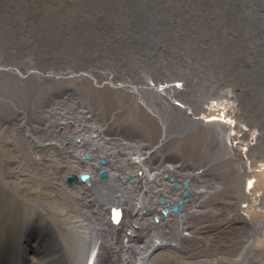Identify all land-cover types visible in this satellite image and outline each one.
I'll list each match as a JSON object with an SVG mask.
<instances>
[{"label":"bare ground","instance_id":"6f19581e","mask_svg":"<svg viewBox=\"0 0 264 264\" xmlns=\"http://www.w3.org/2000/svg\"><path fill=\"white\" fill-rule=\"evenodd\" d=\"M79 1L81 6L67 13L74 29L72 43L64 47L56 33L42 36L41 27L22 25L19 29L27 33L13 44L17 49L24 46L25 56H36L39 63L31 58H26L31 65L6 63L0 51V77L11 90L19 86L34 106L32 127L20 110L25 103L10 111L2 124L11 162L0 150V264H147L168 241L178 246L181 258L191 260L192 252L203 246L186 241L219 236L231 242L222 249L221 264H249L251 244L260 246L256 243L264 239V190L257 186V180L264 183V166H254L249 157L259 152L264 157V142L259 144L257 132L239 127L237 120H245L249 108L257 114L260 131L264 128V0ZM6 10L10 17L26 15L14 14L11 6ZM1 29L10 36L16 31L6 24ZM87 57L93 59L90 68L83 65ZM228 67L235 74L227 73ZM201 68L213 84L211 76L218 73L219 80L240 83L238 105L215 100L216 86L202 77L194 80ZM8 70L32 78L25 83ZM108 84L127 90L131 116L107 120L106 111L94 108L90 100L96 95L86 88L100 92ZM246 92L251 93L244 99ZM230 93L227 89L225 95ZM6 99L19 103L11 93ZM139 113L155 117L157 136L145 125L134 124ZM241 133L249 142L242 143ZM173 135L179 138L173 142L176 148L185 149L173 151L174 163L186 169L175 173L171 185L160 175L176 169L164 160V142ZM89 154L94 159L85 162ZM102 157L110 164L105 160L102 165ZM6 167L20 177L32 173L55 184L59 197L43 201L23 196L10 186L12 173ZM200 169L205 179L188 192L221 193L212 204L204 197L198 202L204 201L208 212L228 211L222 220L228 224L236 218L241 225L237 230L184 227L192 220H211L206 211H182L177 219L174 213H157L181 200L184 204V183L193 184ZM104 170L109 177L99 185ZM85 172L90 178L83 181ZM138 174L134 186L122 181L124 175ZM98 189L101 196L94 194ZM161 198L170 205L155 202ZM154 216L158 223L150 221Z\"/></svg>","mask_w":264,"mask_h":264},{"label":"rangeland","instance_id":"374dc122","mask_svg":"<svg viewBox=\"0 0 264 264\" xmlns=\"http://www.w3.org/2000/svg\"><path fill=\"white\" fill-rule=\"evenodd\" d=\"M8 3H6L3 0H0V2L4 5H6L4 8L0 7V11L5 9L4 14H0V24L3 26V24H6L8 26H14L16 27V31L13 33L12 36H10L7 32H3L1 29L0 25V33L2 34V39H0V51L2 53V58L5 60H2L3 62H8V63H21L23 62L24 66L26 65H31V60L34 63H39L38 59L36 56L31 57V56H25V48L24 46L21 47V49L15 48L13 42L14 41H19L20 37L24 34L27 33L26 31H22L19 29V26H29L30 28L39 26L42 29V36L47 34L48 36L52 35L53 33H56L58 37L61 39L62 45L65 47L67 43H72V39L74 37V29L72 31L71 29V22L72 18L70 14H67L68 11H71V8H78V6H81V3L79 0H37L36 2H30V0H6ZM31 4H29V3ZM56 6L57 11L55 10V7L52 5ZM10 6L16 10L14 14L18 13H25L26 15L23 18H14L10 17V12L6 10V7ZM51 7L52 10H48L47 8ZM67 10V11H66ZM37 40L40 38L35 36ZM207 40L210 42V39L207 38ZM38 50L42 52V54H45V51L42 50L40 46H38ZM56 50V49H54ZM69 56H73V53L71 50L66 48L65 50ZM22 58V59H21ZM26 58H31L26 59ZM181 58H178V63H183L180 61ZM79 61V60H78ZM44 62V61H42ZM85 66L90 68V64L93 62V59H90L87 57V60L84 61ZM211 64V63H210ZM78 65V66H76ZM244 65V64H241ZM76 66L75 70L77 71L79 68L78 62L75 63ZM201 73L198 75H195L193 77L194 80L199 79V77H202V79H205L207 81L206 84H211L213 86H216L217 88V96L215 100L219 102L227 101L230 100L233 103H236L238 105L239 101L236 99V95H239L242 93L240 90L243 89L240 83H238L235 79H233L230 82H224L223 80H219V77L221 76V73L218 74H213L211 78L213 79V83H211L208 80V74L201 68L200 69ZM6 72H9L13 75L14 79L21 80L22 82H29L32 76L29 77H21L19 74H13L12 71L8 70ZM226 72L233 75L235 74V71L231 68L228 67L226 68ZM251 81V79H249ZM32 81V80H31ZM200 81L203 82V80L200 79ZM1 82H4L3 84ZM252 82V81H251ZM103 90L100 92H97L98 89L96 88H86L89 95L93 94L96 95L95 100L99 101L98 103L91 99L90 101L93 103L92 105L94 108H98V111H101L104 113L106 111L105 117L108 119H111L113 117L115 118H121L126 115L131 116L130 114V98L128 97L127 90L123 87H116L113 88L111 85H107V87H102ZM229 89L231 93L229 95H225L226 90ZM70 90V89H69ZM19 86H14V88L11 90L10 85L6 79H3L0 77V150L3 152L1 155L6 159L10 157L9 154V146L10 143L8 142L7 138V131L2 128V124L4 121L7 120V115H9L10 111H13L16 106H19L21 103H25L26 106L23 109H20L23 116L28 119L31 127L33 126L32 124V118L34 115V106L30 102H26L27 95ZM11 93L14 97V100L16 102L19 101L16 105H13L10 101L6 99V96ZM98 93V94H97ZM251 92H246L243 93L242 97L245 99V97L250 94ZM7 94V95H6ZM22 94V95H21ZM225 95L222 97H218V95ZM264 97V91L263 95L261 97V101L263 100ZM212 102V99H210ZM241 100V99H240ZM193 101H195L193 99ZM264 102V101H262ZM239 107V106H238ZM84 111V110H83ZM247 111L249 114L247 115V118L245 120H237L239 123V127H243L244 129L250 130V131H256L258 136H259V144L264 142L263 136H262V130L260 131V128L258 126V117L255 112H250V109L247 108ZM61 122V121H59ZM137 123H141L145 125L147 131H149L153 137L158 135V129L155 128L154 124L156 123V119L152 115H146L139 113L137 116V120L134 122L136 125ZM258 126V128L256 127ZM243 133H241V141L242 143L249 142L248 137L242 136ZM248 138V140H247ZM48 139V138H47ZM175 139H179L177 136H169L168 139L164 142L163 148L166 149L165 153V158L164 160L166 161V165L169 166H176L175 172L174 173H168L164 172L162 175H160L161 178H165L164 182L169 183L173 185L175 182H168L171 178H174L175 173L185 170L186 167L183 165H177L174 163V150L177 149L179 152H183L185 149L184 148H176L175 144L173 143ZM78 141V139H77ZM41 146V144H39ZM13 147V145H12ZM263 152H259L255 155H253L251 158L249 157V161L254 165H263L264 166V157L262 156ZM90 156V159H84L85 162H91V160L94 159L93 156ZM103 158V157H102ZM106 160L108 164H110L109 158L105 157L103 158ZM11 162V160H9ZM6 170L12 173L11 180H10V186L13 188H16L17 191H19L23 196L28 197V198H33L34 199H40L43 201H51L55 197H59V193L55 189V184L47 182L45 179L32 175L31 174H26L23 175L21 174V177L18 176L16 173L12 171V168L6 167ZM203 169H200L197 171V175L195 177V182L193 184L190 183L191 185L200 186V182L205 179V174L202 175ZM208 172V171H206ZM80 173V172H79ZM168 175V177H165V175ZM182 174V173H180ZM211 174V173H210ZM126 175H124L125 177ZM128 176V175H127ZM99 177V176H98ZM129 177V176H128ZM141 177V176H139ZM138 176H133L130 177V179L134 180L135 183H131L133 185H136V178L139 179ZM212 177V175H210ZM251 177H248L247 175V180L251 181ZM13 180V181H12ZM103 179L99 178L98 183L101 185L103 183ZM263 179L257 180V186L260 189L264 190V183L262 184ZM24 184V185H22ZM130 184V183H128ZM36 187V189H35ZM190 189V187H189ZM191 191V190H190ZM94 194L97 196H101L100 189H98ZM221 193L218 192H209L207 194H202V191H197V192H190V196L188 199L184 200V207L180 208V211L178 213L173 214V218L175 219L178 218L180 213L184 211L186 214L191 213V214H196L198 212H205L206 215L212 214V219L207 221V222H202L200 219L192 220L189 222V225H185L184 227H188V229L193 230H204V231H209V232H214V231H228V230H236L241 226L239 220L236 218L230 220L227 223H224L222 218L225 214V211H214L208 212L207 206L204 204V201L210 200V203H214L217 201V197ZM204 197L203 202H198L199 199ZM148 199H152L149 197ZM163 198L156 200V203H159L160 200ZM166 200V199H164ZM232 202V201H231ZM68 204V203H66ZM64 204V206L69 210V205ZM232 208L235 210V208L232 205ZM144 213V212H143ZM157 213H161L160 210L157 211ZM227 214H229L228 211H226ZM150 221L152 223L155 222V216L154 218H150ZM261 238V236L258 237V239ZM187 244H190L192 247L196 246H203V249L201 250H194L192 252V257H194L191 260H187L184 258H181L179 254L177 253V248L174 243L172 242H163L160 244L161 246L155 250V252L152 255L151 260H147V264H193V263H201V264H221L223 262V252L222 249L226 248L231 245V242L224 241L220 236L217 238H214L212 240H204L203 237H192L188 241H186ZM254 243V242H253ZM251 244L250 246V254H249V264H264V239H259L256 244L260 245L257 246L255 244ZM208 245V247H207ZM207 247V248H204ZM211 247V248H210Z\"/></svg>","mask_w":264,"mask_h":264},{"label":"water","instance_id":"95a60500","mask_svg":"<svg viewBox=\"0 0 264 264\" xmlns=\"http://www.w3.org/2000/svg\"><path fill=\"white\" fill-rule=\"evenodd\" d=\"M251 81L253 82L252 79H251ZM255 81H256V79H255ZM262 101H264V97H263V100H262ZM261 125L264 126V121H261ZM262 136H263V139H264V128L262 129ZM87 158H89V157L87 156ZM100 162H101L102 165L105 164V160H101ZM99 177H100L101 179H103V180H106V179L109 177V173H108V171H106V170L102 171V172L100 173ZM165 177H168V175L166 174ZM89 178H90V174H89L88 172H85V173H82V174H81V180L86 181V180L89 179ZM126 179L129 180V177H126ZM69 181H70L69 184H71V180H69ZM129 181H130L131 183H133V184L135 183V181H133V180H131V179H130ZM170 181H171V182H174V178H171ZM189 186H190V184H189L188 182L184 183V186H183V187H184L185 190H187V191L185 192V194H184V197H185V198H187V197L190 196V193L188 192V190H189ZM160 203H165V202H164V201H160ZM178 204H179V205H183L182 200L179 201ZM169 205H170V203L167 204V206H169ZM179 209H180L179 206H175L174 208H172V212L177 213V212L179 211ZM114 212H115V211H113V213H114ZM170 212H171V211H170L168 208L162 210V214H163V215H168ZM155 221L158 222V221H159V218H158V217H155Z\"/></svg>","mask_w":264,"mask_h":264}]
</instances>
